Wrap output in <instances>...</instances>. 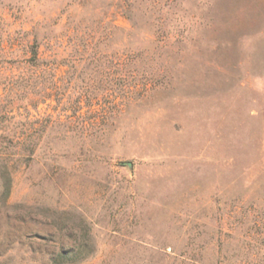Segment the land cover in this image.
<instances>
[{"label": "rangeland", "instance_id": "374dc122", "mask_svg": "<svg viewBox=\"0 0 264 264\" xmlns=\"http://www.w3.org/2000/svg\"><path fill=\"white\" fill-rule=\"evenodd\" d=\"M0 94V264H264V0H0Z\"/></svg>", "mask_w": 264, "mask_h": 264}, {"label": "trees", "instance_id": "16d2710c", "mask_svg": "<svg viewBox=\"0 0 264 264\" xmlns=\"http://www.w3.org/2000/svg\"><path fill=\"white\" fill-rule=\"evenodd\" d=\"M135 3V2H134ZM134 3L131 5H134ZM131 17V16H129ZM136 22L134 26H136ZM29 56L25 58V63L33 68L32 72L28 75H23L22 80L24 87L29 85H35V79L42 76L51 74L53 70L52 60L61 53V50L55 44H42L37 38L28 45ZM86 51L85 47H77V53H84ZM50 52V53H48ZM53 85V83H52ZM45 95L50 86H45ZM17 99L11 96H5L0 94V169L3 173V178L0 180V187L2 189L1 198L7 201L12 187L13 181V165L14 160L11 158L12 155L20 154L27 155L33 154L37 148V141L33 138L31 134L27 136H20L17 134V130L12 128L11 123L14 122L17 110L16 101ZM20 107V106H19ZM2 181V182H1ZM24 225L28 223V220H21ZM78 252L72 250H61L57 253L55 251L49 252V259L61 261V263H66V259H72L73 256L77 255Z\"/></svg>", "mask_w": 264, "mask_h": 264}, {"label": "water", "instance_id": "95a60500", "mask_svg": "<svg viewBox=\"0 0 264 264\" xmlns=\"http://www.w3.org/2000/svg\"><path fill=\"white\" fill-rule=\"evenodd\" d=\"M129 165H131V164L129 163Z\"/></svg>", "mask_w": 264, "mask_h": 264}]
</instances>
